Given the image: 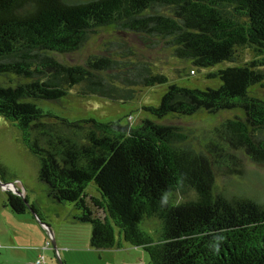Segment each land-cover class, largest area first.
Listing matches in <instances>:
<instances>
[{
    "label": "trees",
    "instance_id": "trees-1",
    "mask_svg": "<svg viewBox=\"0 0 264 264\" xmlns=\"http://www.w3.org/2000/svg\"><path fill=\"white\" fill-rule=\"evenodd\" d=\"M103 28L163 44L200 67L233 62L240 48L251 49L255 59L217 72L220 87L171 84L158 106L144 107L158 119L201 110L243 114L220 122L194 149L173 122L70 120L30 101H59L71 90L126 101L137 87L167 81L117 40L84 63L58 58ZM7 72L29 80L0 85V117L39 158L49 196L73 202L92 224L91 247L119 245L117 226L147 251L149 264H264V200L217 181L218 171L242 176L244 158L264 165V100L249 94L264 82V0H0V73ZM92 181L99 196L86 191ZM8 193L12 209L25 212L28 196Z\"/></svg>",
    "mask_w": 264,
    "mask_h": 264
},
{
    "label": "rangeland",
    "instance_id": "rangeland-1",
    "mask_svg": "<svg viewBox=\"0 0 264 264\" xmlns=\"http://www.w3.org/2000/svg\"><path fill=\"white\" fill-rule=\"evenodd\" d=\"M117 40L132 48L137 54L133 57L146 59L154 66L156 73L167 77L164 83L137 87L133 99L120 101L98 95L81 96L71 90L59 101L30 99L45 112L66 117L70 120L96 118L99 121L122 119L133 127L142 124L145 118L162 123H175L182 126L187 141L196 149L206 142L209 131L220 122L236 115H242L238 109L211 113L207 110L196 112L192 116H174L170 114L158 119L144 110L145 106H158L171 84L190 88H218L222 80L217 72L231 66H242L246 61L255 59L251 49L240 48L235 61H223L209 67H200L190 59L173 56L172 50L163 44L147 42L133 33H117L112 28H103L93 35L80 49L58 58L69 63H84L92 54H101L106 43ZM29 78L15 73H0V85L14 86L26 82ZM251 96L264 100V82L249 88ZM131 116V119L129 117ZM221 124V123H220ZM244 172L231 178L217 175L220 187H226L235 193H245L264 200V165L253 163L244 158ZM40 160L22 143L19 130L10 120L0 117V180L17 182L26 188L29 205L25 212L19 213L8 204L9 193L0 184V264H149V255L144 248L126 241L115 226L116 241L119 245L107 249L91 247L92 224L79 218L81 211L70 201L58 202L48 194V186L39 179ZM90 196H99L95 181L86 189ZM35 204L43 221L54 233L56 248L52 237L40 220L34 215L30 205ZM149 228L154 222L147 223ZM147 229V228H146ZM148 229L154 234V231ZM51 239V246L47 241Z\"/></svg>",
    "mask_w": 264,
    "mask_h": 264
},
{
    "label": "built area",
    "instance_id": "built-area-1",
    "mask_svg": "<svg viewBox=\"0 0 264 264\" xmlns=\"http://www.w3.org/2000/svg\"><path fill=\"white\" fill-rule=\"evenodd\" d=\"M129 119H131V116L129 117ZM17 184H18L17 182L10 181V182H7L6 184H2L1 186L5 190H10L11 192L18 194L17 192H14L15 186H17L20 189V192L22 193V195L25 196V194H26V188L23 185L19 187ZM46 229L48 230L50 236L52 237V231H51V229H49V228H46ZM47 246H51V239H49L47 241Z\"/></svg>",
    "mask_w": 264,
    "mask_h": 264
},
{
    "label": "water",
    "instance_id": "water-1",
    "mask_svg": "<svg viewBox=\"0 0 264 264\" xmlns=\"http://www.w3.org/2000/svg\"><path fill=\"white\" fill-rule=\"evenodd\" d=\"M7 182H3L2 180H0V184L2 185V184H6ZM6 191H10V190H6ZM14 192H17L21 197H25L24 195H22V193L20 192V189L17 187V186H15V189H14ZM25 203H26V205L28 206L29 205V202H28V200H26L25 201ZM34 215H35V213H34ZM36 216V215H35ZM38 218V217H37ZM39 219V218H38ZM40 220V222L42 223V225L44 226V227H46V228H49V229H51L50 228V226L48 225V224H46L44 221H42L41 219H39ZM52 231V230H51ZM52 243H53V246L56 248V240H55V236H54V233H53V231H52ZM62 264H64L63 262H62Z\"/></svg>",
    "mask_w": 264,
    "mask_h": 264
}]
</instances>
